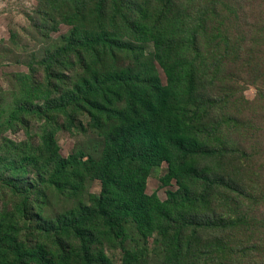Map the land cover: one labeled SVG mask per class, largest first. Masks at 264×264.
Masks as SVG:
<instances>
[{
  "label": "trees",
  "instance_id": "obj_1",
  "mask_svg": "<svg viewBox=\"0 0 264 264\" xmlns=\"http://www.w3.org/2000/svg\"><path fill=\"white\" fill-rule=\"evenodd\" d=\"M38 1L39 20L47 23L45 28L49 24L54 30L61 24L71 28L61 45L40 62L42 81L34 67L30 74L21 75L24 96L11 110L9 123L18 122L30 133L26 116L37 115L45 120V130L38 140L4 139L21 156L12 174L3 176L21 183H9L14 195L4 196L0 205V264H98L91 252L90 231L98 225L125 239L129 221L145 237L156 230L160 240L171 237L166 241L169 260L165 264H177L194 241L188 236L184 242L182 232L220 226L213 212H199V205L213 197L219 184L203 171L191 173L185 152L196 146L215 158L221 156L206 140L223 127L225 120L217 118L213 109L224 100L209 96L198 60L184 59L193 49H201V38L211 24L212 34L223 27L226 31L220 34L231 40L228 15L222 13L225 18L220 20L221 12L214 13L216 7H212L200 18L189 19L182 14V0ZM234 15L240 18L239 11ZM260 23L259 29L264 22ZM175 38L178 45L173 48ZM258 39L255 31L250 40ZM147 42L155 46L152 59L146 55ZM236 42H242L239 36ZM122 56L130 65L120 67ZM156 61L165 70L166 82ZM74 68L80 72L70 82ZM194 92L201 93L202 100L196 101ZM35 96L43 103H35ZM59 116L72 124L87 116L94 127L107 130L104 157L63 156L56 139ZM164 162L169 166L164 183L174 178L179 184L178 191H169L168 200L145 191L149 176ZM27 170L35 173L34 178L26 175ZM88 177L102 182V191L91 195V204L80 203L56 220L49 219L44 208L51 196H76L85 189ZM199 180L201 190L193 191L190 185ZM261 197L257 195L254 203L258 205ZM40 202H46L42 210ZM172 205L176 217L168 213ZM251 218L245 217V223L254 227ZM177 222L183 223L181 229ZM27 225L29 232L24 231ZM252 248L257 252L260 246L254 243L248 247ZM101 257L105 258L103 251ZM123 264H139V260L125 249Z\"/></svg>",
  "mask_w": 264,
  "mask_h": 264
},
{
  "label": "rangeland",
  "instance_id": "obj_2",
  "mask_svg": "<svg viewBox=\"0 0 264 264\" xmlns=\"http://www.w3.org/2000/svg\"><path fill=\"white\" fill-rule=\"evenodd\" d=\"M182 1L184 17L198 19L210 8L216 7L213 12H221L220 20L225 18L222 13H226V24L233 30L229 40L230 36L220 34L226 31L223 27L212 34L214 26L211 24L208 33L201 38V49L198 52L193 49V54L189 52L190 55L184 59L188 63L198 60L201 66L199 75H203L208 83L209 96L224 100L213 111L217 112V118L225 121L217 135L206 140L212 151H221V156L215 158L196 146H189L185 152L187 169L191 173L203 171L219 184L213 190V197L199 205V212H213L220 226H213L211 230L193 228L194 233L182 232L184 242L188 236H192L194 241L177 264H264V24L259 29L260 22H264V0H230V4L225 0ZM39 6L38 0H0V205L4 196L10 198L14 195L9 183H21L3 176V173L12 174L15 160L21 156L4 139L18 142L34 137L38 140L45 130V120L37 115L26 116L30 120V133L18 122L9 123L11 110L24 96L21 75L30 74L34 67L36 77L42 81L44 71L40 62L61 45L63 35L71 28L67 24H61L56 30L52 24L45 28L47 23L39 20ZM234 11L240 12L238 20ZM255 31L259 39L254 43ZM215 34L217 37L213 38ZM244 35L247 37L244 38ZM237 36L242 42H236ZM144 45L147 57L152 59L154 43ZM177 45L175 38L173 48ZM130 63L125 56L119 61L120 67ZM156 63L163 82H166L165 70ZM79 72L78 68L71 70L70 82ZM193 96L196 101L202 100L201 93L194 92ZM34 102L42 104L43 100L35 96ZM55 121L61 122L56 128V139L63 156L77 155L95 160L104 157L107 130L94 127L87 116H80L74 124V121L60 116ZM198 142L205 149L204 144ZM168 172L166 162L154 170L148 178L146 193H157L162 200H168L169 191H178L179 184L174 178L169 180V184L164 183ZM26 175L34 178L35 173L27 170ZM201 182L192 183L190 187L193 191H200ZM101 191L102 182L88 177L85 189L71 196L73 199L52 195L48 204L40 202V207L42 210L46 203L45 214L49 219L56 220L65 210L73 209L80 203L90 205L91 195ZM257 195H262L258 205L254 203ZM168 213L176 217L173 205L168 208ZM251 215L254 227L245 223V217L247 219ZM129 222L124 232L125 239L115 238L98 225L90 231L91 252L98 264H123L125 249L132 251L139 264L168 262L166 241L171 237L160 240L157 230L145 237L140 228ZM182 224L177 222L176 226L181 229ZM24 231H30L28 225ZM248 243H257L260 249L256 252L252 248V251L248 249L251 245ZM102 251L105 258L101 257Z\"/></svg>",
  "mask_w": 264,
  "mask_h": 264
}]
</instances>
